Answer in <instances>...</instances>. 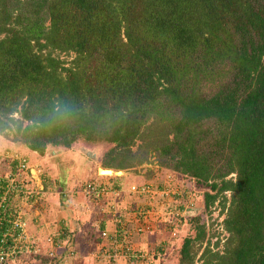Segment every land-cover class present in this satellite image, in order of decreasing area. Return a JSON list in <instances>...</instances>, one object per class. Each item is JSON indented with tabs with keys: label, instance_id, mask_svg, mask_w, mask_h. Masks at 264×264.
<instances>
[{
	"label": "trees",
	"instance_id": "1",
	"mask_svg": "<svg viewBox=\"0 0 264 264\" xmlns=\"http://www.w3.org/2000/svg\"><path fill=\"white\" fill-rule=\"evenodd\" d=\"M0 132L104 142L114 170L154 153L224 214L223 237L188 218L177 264L203 241L199 264H264V0H0Z\"/></svg>",
	"mask_w": 264,
	"mask_h": 264
},
{
	"label": "rangeland",
	"instance_id": "2",
	"mask_svg": "<svg viewBox=\"0 0 264 264\" xmlns=\"http://www.w3.org/2000/svg\"><path fill=\"white\" fill-rule=\"evenodd\" d=\"M65 58V60H68L70 57L66 56ZM13 117H17V114H13ZM9 134L10 132H8ZM108 147L109 144L104 142L95 143L77 140L69 147H47L43 154L39 155L35 151H30L24 144L12 141L10 136L6 137L3 132H0V154L7 152L13 156L24 157L29 168H33L30 174L34 175L35 181L38 182L37 185L42 186V191H46L44 194L37 195L38 197L25 199L23 197L24 201L21 202H19L17 196H11V206L14 209L17 208L16 212H19L22 216L25 223V235L30 240L35 241V238L27 229L26 211L29 216L36 219L43 213L46 216L56 210L70 218H76V220H79L81 214L87 216L94 213L96 206L103 202L108 205L111 204L109 208L112 212L118 211L113 208L112 198L117 199L118 196H124L125 191L122 186L117 189L111 186L113 176H118L122 185L126 184V192L133 186L142 188L143 185L149 184L148 193L133 191V195L136 196L133 201H128V197L125 196L127 200L123 203L124 206L131 207L136 202L149 204V202L155 203V201L160 206L156 210L153 208L152 214L147 217L148 222L145 223L147 228L140 230V233H143L140 236L147 237L145 240L147 247H145V253L142 254V257L146 253L145 256H150L148 263L143 262L144 257H140L143 259L140 264H177L179 243L182 237L194 233L193 228H191L192 225L190 226L188 223L190 216L196 214L200 216V222L203 223L207 234L212 231H219L217 237L225 235L224 230L221 228V220L224 214L219 213V205L215 202L210 207L209 212L203 210L202 192L205 188L197 186L192 179L182 174L160 167L154 153L148 154L140 164L120 170L118 175L113 173L101 174L102 172L99 174L96 169L101 167V156ZM84 150L91 151L94 158L87 156ZM41 160H45V162H41ZM49 160L57 161L55 169L49 167ZM110 169L114 171V169ZM148 173H150L149 177L146 176ZM229 176H233V174ZM71 182L73 183L71 184ZM153 190L158 191L153 193ZM225 195L228 196V193L226 192ZM51 199L52 203H50ZM116 202L117 200H114V203ZM33 203H35L34 206L31 205ZM20 204L23 211L19 209ZM33 210H37L39 213L37 212L34 215ZM49 237L47 236L46 239ZM204 242L193 247L195 250L193 261H196L195 264H199L198 256L205 244ZM221 242L222 239L219 240L217 247L213 245V249L220 250ZM105 257L107 256L105 255ZM22 264H27V262L25 261Z\"/></svg>",
	"mask_w": 264,
	"mask_h": 264
},
{
	"label": "crops",
	"instance_id": "3",
	"mask_svg": "<svg viewBox=\"0 0 264 264\" xmlns=\"http://www.w3.org/2000/svg\"><path fill=\"white\" fill-rule=\"evenodd\" d=\"M50 161L51 160L48 162L50 163L49 167L55 169L57 161ZM41 162H45V160H41ZM72 183L73 182H71V184ZM38 188H40L38 195L46 192L45 190L42 191V186H38ZM122 188L125 191V195L122 196L123 198L119 196L117 199L112 198L113 208L118 210L113 211L115 213L109 208L111 204L109 203L108 205L103 201V203H99V205L96 206V211L94 213L88 214L87 216L81 214L82 216L80 215L81 217L78 218L79 220L70 218L56 210H54L53 213H48L46 216L43 213L35 219L33 216H29L26 211L25 216H27L28 220L27 229L32 236H34L33 238H35L36 241L34 242L39 244L42 249H46V252L51 251L52 254L48 256L46 252H44V254L34 256L32 259H24V261H26L27 264H140V261L144 259L143 262L148 263L150 261V256H145L147 253L143 256L144 258L142 257L143 259L138 258L129 260L120 256L116 257L113 262L108 261L107 257H105V255L110 252V249L114 247L111 242V235L115 233V235L118 236L120 227L127 230L128 235L126 236V241L131 243L134 249L138 250L139 253H145L144 249L147 247L145 240L147 237H141L140 234L143 233H140L141 231H136L135 228L141 227L142 224L147 223V217L152 214L153 208L156 210L160 207L159 203L156 201L155 203L149 202L150 205L136 202L132 204L133 206L131 207L124 206L123 203L127 200V197L129 199L128 201L131 202L136 196L127 194L128 192H126L125 189L126 184H123ZM48 191L50 192V190ZM114 200H117V202L114 203ZM19 202L21 201L19 200ZM50 203H52V199ZM102 204L105 206L103 207ZM139 204L141 205L137 206ZM31 205L34 206L35 203ZM138 208L146 212L143 222L141 220L142 215L136 213ZM19 209L23 211L21 204ZM17 210L16 208V211ZM37 212V210L32 211L34 215ZM117 213L119 214V223L115 225L113 222V215ZM101 231H105L109 238L107 236L102 237L100 235ZM47 236H50L54 242L49 246L46 244Z\"/></svg>",
	"mask_w": 264,
	"mask_h": 264
},
{
	"label": "built area",
	"instance_id": "4",
	"mask_svg": "<svg viewBox=\"0 0 264 264\" xmlns=\"http://www.w3.org/2000/svg\"><path fill=\"white\" fill-rule=\"evenodd\" d=\"M0 162L4 167V170L0 171V206H2L7 193L10 192L13 193L12 195L17 196L20 201L38 195L40 188H38L34 175L30 174L33 168H29L24 157H18L17 155L13 156L5 152L0 154ZM129 191L132 193L133 191L148 193L149 184L143 185L142 188L133 186ZM157 191L153 190V193H157ZM5 211V209L0 210V264H17V262L22 264L25 262L24 259L44 254L46 249H42L39 244L35 243L34 240H30V238L25 235V223L19 212H16V209H13V213H5ZM136 213L142 215L141 220L143 222L146 212L138 208ZM113 222L115 225L119 223L118 213L113 215ZM145 228H147L146 224H142L141 227L135 228V230L140 231ZM119 230L120 239H117L118 236L115 235V233L111 235L114 247L110 249V252L106 255L107 259L113 261L116 257L120 256L129 260L142 257V254L134 249L131 243L126 241V236L128 235L127 230L122 227H120ZM100 235L104 237L106 232L101 231ZM53 243L50 237L46 239L47 246ZM118 246L121 247L120 250L117 249ZM46 254L50 256L52 252L47 251Z\"/></svg>",
	"mask_w": 264,
	"mask_h": 264
},
{
	"label": "water",
	"instance_id": "5",
	"mask_svg": "<svg viewBox=\"0 0 264 264\" xmlns=\"http://www.w3.org/2000/svg\"><path fill=\"white\" fill-rule=\"evenodd\" d=\"M50 151H53V150H50ZM56 152V151H55ZM84 152H85V154L87 155V156H89L90 158H94V154L91 152V151H89V150H84ZM99 168V167H98ZM110 170V169H109ZM118 172V170H110V174H119V173H117Z\"/></svg>",
	"mask_w": 264,
	"mask_h": 264
},
{
	"label": "bare ground",
	"instance_id": "6",
	"mask_svg": "<svg viewBox=\"0 0 264 264\" xmlns=\"http://www.w3.org/2000/svg\"><path fill=\"white\" fill-rule=\"evenodd\" d=\"M111 170V169H110ZM110 170L108 168H103V167H99L97 168V172L100 174H110ZM120 174V170H118V172Z\"/></svg>",
	"mask_w": 264,
	"mask_h": 264
}]
</instances>
